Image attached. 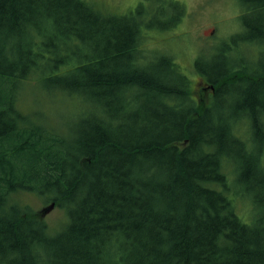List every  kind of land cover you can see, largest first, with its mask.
Listing matches in <instances>:
<instances>
[{
	"label": "trees",
	"instance_id": "trees-1",
	"mask_svg": "<svg viewBox=\"0 0 264 264\" xmlns=\"http://www.w3.org/2000/svg\"><path fill=\"white\" fill-rule=\"evenodd\" d=\"M255 1L246 12L264 10ZM185 13L146 21L89 0H0V264H264V68L194 59L213 86L197 103L176 55L143 44ZM32 79L98 112L68 143L25 126L10 89ZM13 191L46 195L67 222L49 234L8 203ZM244 199L250 223L236 212Z\"/></svg>",
	"mask_w": 264,
	"mask_h": 264
},
{
	"label": "rangeland",
	"instance_id": "rangeland-1",
	"mask_svg": "<svg viewBox=\"0 0 264 264\" xmlns=\"http://www.w3.org/2000/svg\"><path fill=\"white\" fill-rule=\"evenodd\" d=\"M106 12L125 14L127 11L140 10L147 21L154 16V20H165L159 13L168 8L178 11L180 6L186 9V15L173 29L166 31H147V37L143 39L145 47L156 50H168L176 55L178 63L189 75L192 86V96L200 105L209 103L210 89L203 83L204 77L191 67L194 59L201 58L200 62L210 64H222L234 62L254 69L264 68V37L254 34L246 25L255 22L264 26V10L256 9L249 13L247 7H255L256 1L244 0H89ZM254 26V25H253ZM185 32L187 40L178 35ZM252 35L255 40L248 42ZM185 36V37H186ZM264 36V35H263ZM183 39V40H180ZM147 40V41H146ZM235 41V42H234ZM235 43L236 44L235 48ZM201 52L203 55H201ZM10 90L15 92V102L12 108L20 116L19 122L25 126L40 128L45 134H56L68 143L75 134V130L81 120L90 113H97L94 105L86 101L81 106L76 101L61 94L47 92L36 79L17 84ZM20 85V87H19ZM9 90V91H10ZM142 96H138L131 105V111L140 112ZM222 100H219L218 104ZM227 103L225 99L221 105L215 107V114L219 113L220 106ZM217 104V105H218ZM100 113V112H99ZM1 122L6 116L0 118ZM125 125V123L123 124ZM127 125V124H126ZM125 125V126H126ZM264 163V153H263ZM235 168V167H233ZM235 174L229 172L228 182L232 189H237L234 183ZM8 203L17 205L18 208L28 207L36 213L47 226V232L51 235L59 232L67 222V212L59 207L44 194L33 191H13L8 197ZM53 203V206H50ZM236 212L242 216H248L246 222L252 218V206L248 199L238 202Z\"/></svg>",
	"mask_w": 264,
	"mask_h": 264
},
{
	"label": "flooded vegetation",
	"instance_id": "flooded-vegetation-1",
	"mask_svg": "<svg viewBox=\"0 0 264 264\" xmlns=\"http://www.w3.org/2000/svg\"><path fill=\"white\" fill-rule=\"evenodd\" d=\"M203 83L206 84V88L209 89V87L207 86L206 80L203 79ZM210 92L212 93V90H210Z\"/></svg>",
	"mask_w": 264,
	"mask_h": 264
},
{
	"label": "water",
	"instance_id": "water-1",
	"mask_svg": "<svg viewBox=\"0 0 264 264\" xmlns=\"http://www.w3.org/2000/svg\"><path fill=\"white\" fill-rule=\"evenodd\" d=\"M208 87H209L210 89H213V86H212V85H209ZM50 206H53V203H52Z\"/></svg>",
	"mask_w": 264,
	"mask_h": 264
}]
</instances>
